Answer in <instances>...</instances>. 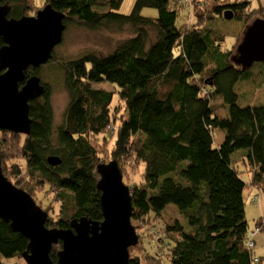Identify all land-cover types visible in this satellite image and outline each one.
<instances>
[{"label":"trees","instance_id":"1","mask_svg":"<svg viewBox=\"0 0 264 264\" xmlns=\"http://www.w3.org/2000/svg\"><path fill=\"white\" fill-rule=\"evenodd\" d=\"M35 1L3 0L0 5L10 6L9 18L20 19L31 16ZM39 1L65 14L66 29L77 25L130 34L106 55L90 52L58 61L70 97L60 127L54 126L51 88L42 82L44 95L30 103V135L0 132L5 176L31 196L52 195L48 213L54 203L60 204L57 218L49 216L47 226L66 229L70 220L81 217L102 221L97 165L104 156L92 144L93 137H100L108 147L113 140L106 154L121 170L132 157L143 166V181L128 185L132 220L149 222L158 236L151 240L138 232L145 256H130V264H156L160 256L165 264H264V257L246 247L248 184L232 162L235 152L245 151L251 185L264 187V105L244 108L235 92L240 81L264 86V68L244 69L231 49H223L225 33L209 27L227 10L247 24L250 4L192 0V7L212 1L213 8L185 28L179 23L185 6L180 0H136L129 15L117 12L124 0H111V11L103 13L93 8L104 0ZM145 9L156 10L157 17L143 16ZM3 45L0 37V49ZM26 75L40 77V68H29ZM105 82L117 88L96 87ZM215 97L228 107L227 115L217 114ZM217 129L225 137L215 146ZM52 156L61 163L50 165ZM24 175L34 184L23 181ZM170 205L183 222L155 228ZM28 243L0 220V264H26L22 255ZM61 249L62 243L53 246L55 263Z\"/></svg>","mask_w":264,"mask_h":264},{"label":"water","instance_id":"2","mask_svg":"<svg viewBox=\"0 0 264 264\" xmlns=\"http://www.w3.org/2000/svg\"><path fill=\"white\" fill-rule=\"evenodd\" d=\"M3 0H0V2ZM10 6L0 5V132L30 135L33 120L30 103L46 91L41 77L27 78L29 68L39 69L53 58L66 31L65 14L49 4L35 16L9 18ZM225 20L234 13L224 12ZM234 60L244 69L264 62V20L256 19L244 33ZM48 163L61 160L52 156ZM97 188L101 192L103 219L87 217L70 220L66 229L49 228L48 213L25 190L18 188L4 174L0 159V220L28 241L23 253L26 264H130V249L140 237L132 224L131 189L116 160L97 165ZM62 243L57 262L51 258L54 245Z\"/></svg>","mask_w":264,"mask_h":264},{"label":"rangeland","instance_id":"3","mask_svg":"<svg viewBox=\"0 0 264 264\" xmlns=\"http://www.w3.org/2000/svg\"><path fill=\"white\" fill-rule=\"evenodd\" d=\"M111 0H104L101 5L95 6L93 9L97 12H109L111 11L110 2ZM233 3L237 2H248L250 7L248 8L247 13H251V17L247 21L248 25L252 24L256 19L264 20V0H230ZM136 0H124L120 10L117 12L123 15H129L135 4ZM37 8L43 9L44 6L40 3L39 0L35 1L33 5V9L31 12V16H35L37 13ZM213 8V2L210 1L207 4H203L202 6L194 5V7L184 6L181 10V16L179 19V23L182 27L187 25H193L197 17L200 16L206 9L211 10ZM250 10H254L253 12ZM33 13V14H32ZM143 16L145 17H157V11L154 9H145L143 11ZM241 21L233 20H225L224 17L217 18L214 22L209 23V27L214 31L224 32L226 36V41L223 44V49H231L233 52V58L238 57V46L241 44L244 33L246 31L247 25ZM120 33L118 30L113 29L111 31H95L83 26L70 25L64 34V39L62 45L55 48V61H50L47 65H44L40 68V77L42 78V82L49 86L52 91L51 95V103L54 111V126L60 127L63 123L65 110L70 102V97L68 91L64 85V72L59 68L58 61H69L78 59L81 56L87 53H96L97 55H106L112 52L120 43H122L125 39H127L130 34ZM258 66H262L264 68L263 63H255L252 66V71H255ZM261 78V77H260ZM104 90L116 89L117 87L108 82L101 83L98 86ZM235 92L239 96V104L244 107H258L264 105V86H258L257 83H253L252 81L245 80L240 81L235 86ZM118 100V94H115L114 103ZM212 106L220 116L227 115L228 107L223 105V101L220 97H215L212 99ZM114 136V135H113ZM214 145L217 146L224 141L225 133L222 130H214ZM115 138V136L113 137ZM113 140L110 141L109 147L103 139L100 137L92 138V144L97 149V151L102 155L103 160L101 163H109L112 161L106 153L107 147L110 149ZM134 159L128 161L123 165V176L124 183L128 186L129 184H133V182L138 183L143 181V166L141 163H133ZM232 162L234 163L237 171L240 173L241 178L245 183L248 184V187L244 191V200H245V212H246V220L249 225V232L255 231L259 224L264 225V187H257L251 185L253 174L248 165L247 156L245 151L241 150L235 152L232 155ZM22 179L26 182H31L34 184V180L31 178ZM18 179V178H17ZM15 181V178H14ZM13 183V182H12ZM45 189V188H44ZM52 195H50L51 197ZM32 197L35 199L36 203L46 211V207L50 202L49 195L46 196L43 192H33ZM44 201L41 202L42 199ZM254 199H257L258 202H253ZM60 204L57 202L51 206V210L46 211L52 219L57 218V213L59 211ZM162 223L156 225L155 228L160 230L161 225H168L170 227L174 226V224L178 221L180 223L183 222V216L179 213L178 209L170 205L168 206L162 216ZM263 222V223H262ZM133 226L136 228L137 233L140 235L147 234L149 238L153 240L158 236L156 231L149 222H145L144 220H132ZM138 234V235H139ZM255 248L254 253L256 257H264V230L260 232L255 237ZM146 245H149L147 240ZM140 242V240H139ZM143 245H138L130 249V256L141 257L144 258L145 253L142 250ZM165 259L160 256L159 263L163 264ZM10 262V261H9ZM165 264V262H164Z\"/></svg>","mask_w":264,"mask_h":264},{"label":"built area","instance_id":"4","mask_svg":"<svg viewBox=\"0 0 264 264\" xmlns=\"http://www.w3.org/2000/svg\"><path fill=\"white\" fill-rule=\"evenodd\" d=\"M180 1H182L186 6H189V7L193 6V4H192L193 1L192 0H180ZM253 202H258V201H257V199H254ZM263 230H264V225L263 224H259L258 228L255 231L250 232L249 238L246 241V247L248 249L255 248L256 242H255L254 239ZM255 260H257V259H255Z\"/></svg>","mask_w":264,"mask_h":264},{"label":"flooded vegetation","instance_id":"5","mask_svg":"<svg viewBox=\"0 0 264 264\" xmlns=\"http://www.w3.org/2000/svg\"><path fill=\"white\" fill-rule=\"evenodd\" d=\"M33 16H34V15H33ZM28 70H29V69H28ZM30 76H32V75H30ZM30 76H27V78L30 77Z\"/></svg>","mask_w":264,"mask_h":264}]
</instances>
